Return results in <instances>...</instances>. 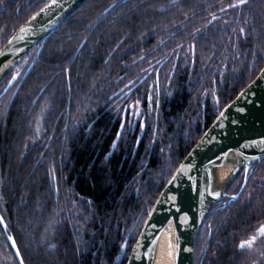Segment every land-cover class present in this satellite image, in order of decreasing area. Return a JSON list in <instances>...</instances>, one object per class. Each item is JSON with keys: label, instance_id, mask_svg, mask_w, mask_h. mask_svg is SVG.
<instances>
[{"label": "trees", "instance_id": "1", "mask_svg": "<svg viewBox=\"0 0 264 264\" xmlns=\"http://www.w3.org/2000/svg\"><path fill=\"white\" fill-rule=\"evenodd\" d=\"M48 1L0 0V51ZM236 3L88 0L7 76L0 214L26 264L127 263L174 172L264 68V0ZM232 183L195 264H264V234L240 246L264 223V157ZM0 264H19L1 225Z\"/></svg>", "mask_w": 264, "mask_h": 264}, {"label": "water", "instance_id": "2", "mask_svg": "<svg viewBox=\"0 0 264 264\" xmlns=\"http://www.w3.org/2000/svg\"><path fill=\"white\" fill-rule=\"evenodd\" d=\"M88 0H49L19 27L0 51V85L18 64ZM43 9V11H41ZM21 28L25 31L21 32ZM226 154V155H225ZM264 157V68L212 122L158 196L126 264H159L168 239L172 264H195L196 240L215 204L227 197L237 175ZM189 165H191L189 167ZM247 185L246 178L238 199ZM220 192L219 197L210 195ZM203 194V195H201ZM19 264L15 238L0 214Z\"/></svg>", "mask_w": 264, "mask_h": 264}, {"label": "snow or ice", "instance_id": "3", "mask_svg": "<svg viewBox=\"0 0 264 264\" xmlns=\"http://www.w3.org/2000/svg\"><path fill=\"white\" fill-rule=\"evenodd\" d=\"M246 3V0H237V3L236 4H233V5H229L230 7H237L238 5H243V4H245ZM45 7L47 8L48 7V5H45ZM41 11H43V9L41 10ZM213 18H215V17H213ZM25 31V29L24 28H21V32H24ZM241 32H243V29H241ZM226 155V154H225ZM191 165H189V167H190ZM201 195H203V194H201ZM210 195H212V196H214V197H219L220 196V192H218V191H212L211 193H210ZM234 198V197H233ZM0 222H2V218H0ZM260 232L262 233V234H264V226H262L261 228H260ZM256 239V237H252L251 238V241H254ZM251 241H246V242H242L241 243V247H244L245 246V244H250L251 243Z\"/></svg>", "mask_w": 264, "mask_h": 264}, {"label": "bare ground", "instance_id": "4", "mask_svg": "<svg viewBox=\"0 0 264 264\" xmlns=\"http://www.w3.org/2000/svg\"><path fill=\"white\" fill-rule=\"evenodd\" d=\"M164 245H163V249H162V253H161V258L159 261V264H172L171 261V248H170V243H168V239L165 238L163 241Z\"/></svg>", "mask_w": 264, "mask_h": 264}, {"label": "rangeland", "instance_id": "5", "mask_svg": "<svg viewBox=\"0 0 264 264\" xmlns=\"http://www.w3.org/2000/svg\"><path fill=\"white\" fill-rule=\"evenodd\" d=\"M262 226H264V223L259 228H261ZM253 236L256 237V239L254 241H251V239H249V241H251V243L250 244H246V245L251 250H252V248H253V250H256L258 248V246L261 245V243H262L263 234L260 232V229H259V230H257V232Z\"/></svg>", "mask_w": 264, "mask_h": 264}]
</instances>
